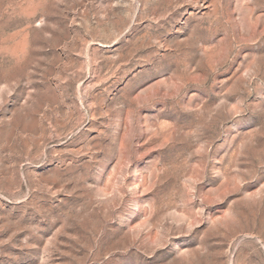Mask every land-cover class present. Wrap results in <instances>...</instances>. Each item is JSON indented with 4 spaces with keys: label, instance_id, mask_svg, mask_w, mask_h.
Masks as SVG:
<instances>
[{
    "label": "rangeland",
    "instance_id": "rangeland-1",
    "mask_svg": "<svg viewBox=\"0 0 264 264\" xmlns=\"http://www.w3.org/2000/svg\"><path fill=\"white\" fill-rule=\"evenodd\" d=\"M0 264H264V0H0Z\"/></svg>",
    "mask_w": 264,
    "mask_h": 264
}]
</instances>
